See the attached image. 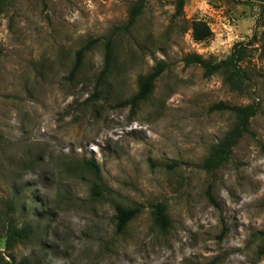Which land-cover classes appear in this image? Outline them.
I'll use <instances>...</instances> for the list:
<instances>
[{
    "label": "rangeland",
    "instance_id": "1",
    "mask_svg": "<svg viewBox=\"0 0 264 264\" xmlns=\"http://www.w3.org/2000/svg\"><path fill=\"white\" fill-rule=\"evenodd\" d=\"M137 1L0 0V264H264V0H187L180 16L146 0L134 27L113 36ZM194 21L212 38L195 41ZM109 38L113 68L97 88ZM238 44L248 47L244 94L183 62L221 61ZM160 62L168 68L150 98L122 107ZM220 104L260 109L210 175L203 162L235 124ZM89 160L107 188L101 199ZM158 204L172 223L165 232ZM117 206L141 209L122 234ZM10 225L31 227L29 240L7 248Z\"/></svg>",
    "mask_w": 264,
    "mask_h": 264
},
{
    "label": "trees",
    "instance_id": "2",
    "mask_svg": "<svg viewBox=\"0 0 264 264\" xmlns=\"http://www.w3.org/2000/svg\"><path fill=\"white\" fill-rule=\"evenodd\" d=\"M171 2L176 7V14L182 15L186 6L187 0H165ZM146 0H138L130 9L127 23L117 28L113 32V36L123 34V32H129L136 24L138 18L143 14L145 10ZM192 37L197 42H204L212 38L213 32L210 26L204 21H194L191 26ZM100 40H94L88 43L85 47L76 53V60L74 67L71 70L70 77L77 75L83 65L84 56L87 51L97 45ZM249 45V44H248ZM114 41L112 38L107 39L105 44V62L102 73L99 76L97 88L103 83L111 74L114 62ZM248 47L244 44H238L234 47L231 54L224 60L215 62L211 59H204L200 55H189L183 59L186 67L198 66L200 67L206 78L220 75L224 84L233 93L244 94L251 86V75L244 67L246 57L248 56ZM167 65L163 62L158 63L148 75L142 76L139 79V88L137 94L128 101L121 103L122 107L130 106L132 111L137 110L138 106L146 102L153 93L156 81L167 70ZM95 97L99 96L96 91ZM218 111H228L234 115L235 124L229 132L209 151L207 158L204 160L202 169L210 175H214L221 168H223L227 162L231 159L235 148L238 144L247 136L251 135V122L257 116L259 112V105H249L245 107H230L228 105L220 104L214 107ZM86 172L89 173L94 183L91 189L92 197L94 199H101L107 192L102 177L101 171L95 160H89L83 164ZM211 189L208 191V197L210 201L218 207L217 203L212 197ZM115 227L116 233H124L129 224L141 213L139 207L124 208L117 206L115 208ZM154 222L161 231H168L172 227L171 220L166 212V208L162 204L154 206L153 211ZM223 235L228 232V229H224ZM31 236V227L25 225L22 229L18 226H9L7 234V248H13L16 242L24 243L29 240ZM264 252V248L262 250ZM22 264H29L27 260H24Z\"/></svg>",
    "mask_w": 264,
    "mask_h": 264
}]
</instances>
